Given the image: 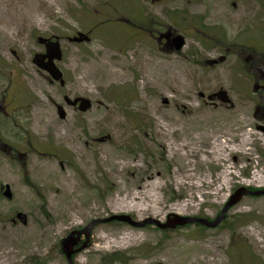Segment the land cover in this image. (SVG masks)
<instances>
[{
    "label": "rangeland",
    "instance_id": "374dc122",
    "mask_svg": "<svg viewBox=\"0 0 264 264\" xmlns=\"http://www.w3.org/2000/svg\"><path fill=\"white\" fill-rule=\"evenodd\" d=\"M244 1L0 0V138L28 154L18 159L0 150V264H67L62 238L94 221L128 216L164 224L169 215L212 221L239 188L264 191V134L251 102L228 85L235 58L212 68L205 61L226 52L188 25L192 17L204 28L223 24L237 38ZM141 11L186 35L180 56L160 53L126 24L129 18L142 24ZM78 34L88 40L69 41ZM38 37L60 41L63 86L32 63L44 52ZM219 90L230 104L210 100ZM76 98L92 108H69L65 99ZM192 124L205 127L208 140L199 142ZM29 140L41 154L27 149ZM221 143L229 146L223 160L216 154ZM181 153L191 154L179 161ZM147 177L159 180L158 205L149 199ZM224 177L225 191L215 195ZM6 186L11 198L3 195ZM136 192L139 210L120 204ZM202 227L98 223L73 262L264 264V195L244 196L215 229ZM122 234L133 237L121 240Z\"/></svg>",
    "mask_w": 264,
    "mask_h": 264
},
{
    "label": "flooded vegetation",
    "instance_id": "af4514ba",
    "mask_svg": "<svg viewBox=\"0 0 264 264\" xmlns=\"http://www.w3.org/2000/svg\"><path fill=\"white\" fill-rule=\"evenodd\" d=\"M165 1L167 0H149L146 3L152 2L157 4ZM238 10L240 11L241 24H239L238 27L237 38L235 35L230 38L228 30L223 24L204 28L199 18L196 20V17H192V21L188 25L192 28V31L194 30L196 32L197 35L193 34L196 35V38L200 37L202 42H207L209 45L217 44L220 46L218 48H222V50L226 52L225 55H220L205 61L208 65L212 66V68H218L226 64L230 58H235V65L227 70L229 74L228 85L231 84L236 92L241 93L244 98H246V101L251 102L253 105V112L251 115L257 122L256 130L264 134V0H245ZM172 13L181 15V12L174 11ZM182 15L186 16L187 14L182 13ZM141 19L143 20L142 24H138L130 18L126 19V24L141 30V32L145 34L146 38L143 40L145 44L153 45L160 53L179 56L182 54L186 46V35L183 36L175 32L156 16H145L142 11ZM204 30H206V32H204ZM176 35H181L185 41L184 46L180 50H176L175 45L172 43V39ZM202 35L206 36V39ZM231 41H234L236 44L231 45ZM243 90H247L249 94H244ZM227 93L228 92L224 90H219L210 96V100L211 98H217L224 104H230L231 102ZM222 100H227V102H223ZM3 101L4 100L0 98V109H2ZM65 103L69 108L79 111L80 103H77L75 106H69L67 99H65ZM27 149L41 154L36 147L34 148L30 140ZM0 150L7 154L12 150V152H14L13 157L16 153L18 159L28 156V154H19L17 149L7 146L1 138ZM46 153L49 154L48 151ZM81 241L80 239V242L75 248L81 246ZM73 256H75V254Z\"/></svg>",
    "mask_w": 264,
    "mask_h": 264
},
{
    "label": "water",
    "instance_id": "95a60500",
    "mask_svg": "<svg viewBox=\"0 0 264 264\" xmlns=\"http://www.w3.org/2000/svg\"><path fill=\"white\" fill-rule=\"evenodd\" d=\"M141 1L147 2L149 0H141ZM69 41L80 43V42L87 41V37L81 34H78L76 37L70 38ZM37 42L40 45L44 46V52L36 53L33 56L32 63L40 70L46 72L52 81L57 82L61 86H63L65 84V81L63 79V73L56 66V63L62 60V55H63L61 51V47H60V41L57 38H55L54 40H51V39L39 37L37 39ZM172 43L175 45L176 50H180L184 46L185 41L181 35H176L172 39ZM222 101L227 102V100H222ZM67 102L69 106H75L77 103H80L79 111L81 113H85L91 108V102L85 98H76L73 101L67 99ZM59 116L61 119L65 117V113L60 107H59ZM247 195H264V191L252 192L250 190H247L246 188H239L238 190L234 192V194L230 196L228 202L222 208L218 216H216V218L212 221L202 219V218H194V217L183 218L177 215H169L164 224H161L159 221H156L153 219H146L145 221H142V222H135L131 220V218L128 216H113L107 220L94 221L90 225H88L85 229L81 231H73L69 235L65 236L61 240V252L64 255L68 264H74L72 257L74 254L80 252L86 247L90 229L95 224L107 223L111 221L125 222L135 228H142L147 224L148 225L154 224V226H156L160 230L175 229L178 226L182 227V226H185L188 224H194V223H197L208 229H215L223 221L227 211L231 207H233L235 204H237L241 200V198ZM4 196L6 198H11L9 187H6ZM82 235L86 237V242H84L79 248H75L80 242V237Z\"/></svg>",
    "mask_w": 264,
    "mask_h": 264
},
{
    "label": "bare ground",
    "instance_id": "6f19581e",
    "mask_svg": "<svg viewBox=\"0 0 264 264\" xmlns=\"http://www.w3.org/2000/svg\"><path fill=\"white\" fill-rule=\"evenodd\" d=\"M117 122H114L112 125H114V124H116ZM204 126V125H203ZM191 130H194V131H197L198 133H200V134H198V137H197V139H199V142H204V141H206V140H208V138H209V133H208V131H207V129L205 128V127H201V128H197V126L195 127V126H193V124L189 127ZM180 130V129H179ZM188 131V128H186V129H181V132H182V134H183V136H185V138H186V135H185V133ZM199 142H197L196 144H198ZM182 143H183V140H182ZM242 144L244 145V146H247V145H249V139H243V141H242ZM180 148L181 149H184L185 148V145H181L180 146ZM238 148L239 149H241V145H239L238 146ZM216 149H217V155H219L220 156V159H224V156H225V153L229 150V146H227V145H225L224 143H221V144H218L217 146H216ZM169 151H171L170 149H169ZM231 151H233L232 149H231ZM248 150H243V152H241V153H244L245 155H248L247 152ZM178 152V151H177ZM237 152V151H236ZM191 153H187V154H178V160L179 161H183V160H185L186 158H187V155L189 156ZM197 154H199V151L197 152ZM203 154V153H202ZM111 155V154H110ZM116 159V156L113 154V155H111L110 156V159H109V161H111L112 163H113V161ZM201 162H203V160H201ZM200 162V163H201ZM186 167L183 165V164H181V169H182V171L183 172H185L184 171V169H185ZM180 169V170H181ZM226 170H231V167L228 165V166H226ZM226 172V171H225ZM147 179V181H149L148 182V184H146L147 185V188H149V192H150V195H149V199H151V200H153L154 202H155V205H158L157 203H156V201H157V199H156V194L155 193H153V192H155L157 189H158V187H159V180L157 179V177H147L146 178ZM68 181H70L69 179H68ZM226 184H227V180H226V177H224L223 179H222V181H221V183H220V187L217 189V194H215V195H220L221 193H223L224 191H225V186H226ZM141 189V188H140ZM134 202H135V204H134ZM120 204L121 205H126L127 206V208L128 209H135V210H139L141 207H142V203H141V195H140V193L139 192H136V193H134L133 195H129V196H126L125 198H122L121 200H120ZM187 206H189V205H187ZM186 206V207H187ZM185 206L182 208V209H185L186 208ZM191 207V206H190ZM181 209H179L178 210V213H180L181 211H180ZM184 211V210H183ZM143 228V227H142ZM131 237H133L131 234H122V237L120 238L121 240H126V239H131ZM104 239H106V237H99L98 238V240H104Z\"/></svg>",
    "mask_w": 264,
    "mask_h": 264
},
{
    "label": "trees",
    "instance_id": "16d2710c",
    "mask_svg": "<svg viewBox=\"0 0 264 264\" xmlns=\"http://www.w3.org/2000/svg\"><path fill=\"white\" fill-rule=\"evenodd\" d=\"M202 229H203V227H202Z\"/></svg>",
    "mask_w": 264,
    "mask_h": 264
}]
</instances>
